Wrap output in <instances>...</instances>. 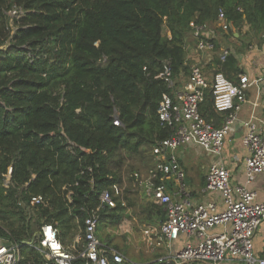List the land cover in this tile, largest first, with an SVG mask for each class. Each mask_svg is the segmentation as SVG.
<instances>
[{
	"label": "trees",
	"instance_id": "trees-1",
	"mask_svg": "<svg viewBox=\"0 0 264 264\" xmlns=\"http://www.w3.org/2000/svg\"><path fill=\"white\" fill-rule=\"evenodd\" d=\"M14 4L25 14L11 25ZM221 9L238 32L245 23L264 32V0H0V239L18 243L17 264H44L28 242L37 243L46 223L71 245L100 207L102 191L115 183L122 190L125 156L147 146L148 167L131 175L134 186L142 183L154 165L153 146L172 133L159 119L161 101L181 74L189 77L186 38ZM215 42V71L239 83L238 58L229 53L221 60ZM165 60L173 86L158 77ZM200 111L216 126L224 123L211 93ZM123 191L116 207L100 208L98 232L126 216ZM33 195L45 204L30 206ZM110 264L175 263L126 257Z\"/></svg>",
	"mask_w": 264,
	"mask_h": 264
},
{
	"label": "built area",
	"instance_id": "built-area-1",
	"mask_svg": "<svg viewBox=\"0 0 264 264\" xmlns=\"http://www.w3.org/2000/svg\"><path fill=\"white\" fill-rule=\"evenodd\" d=\"M10 23L25 14V10L14 4L8 11ZM215 29L220 33L237 31L232 20L221 9L215 20ZM250 28L248 23H245ZM247 27V28H248ZM207 24L194 25L193 35L197 48L203 53H213L216 42L206 32ZM236 29V30H235ZM264 37V32L261 34ZM1 45L0 48H4ZM229 55V49L222 48L221 60ZM158 77L174 85L171 63L165 60ZM264 85V64L262 70ZM249 77L239 74V83L231 81L223 72L215 71L211 76L199 64L190 66L187 83L182 89L177 87L172 94H165L158 109L163 125L169 126L172 133L153 146L154 165L141 185L148 196L158 201L165 210L163 224L154 229L158 236L153 246L168 247V253L157 260L187 264H264V245L260 254L255 252V236L264 221V200L258 199L256 190L249 188L253 176L264 172V130L255 122L242 121L245 132L242 141L246 146V183L232 179L230 168L221 160L212 161L207 170L204 191L220 194V202L208 200L193 202L185 188V172L180 164V149L186 144H195L212 156L220 157L225 142L238 133V112L247 100ZM208 93L212 94L215 109L224 114V123L216 126L207 120L200 111ZM118 118L115 124H119ZM12 167L5 174L4 185L9 186ZM139 176L138 173H135ZM122 195L120 185L113 184L100 195L101 205L84 220L82 235L66 246L59 238L58 229L51 223L44 224L37 236V243L28 242L39 249L45 257L44 264H110L117 263L126 256L118 249L106 245L98 233L101 207H116L115 197ZM125 202L123 201L122 204ZM20 204H23L20 202ZM45 204L42 195L30 197V206ZM221 207L222 209H219ZM222 230L216 231L217 227ZM182 234L187 235L183 246L175 252L171 243ZM20 260L18 243L0 239V264H17Z\"/></svg>",
	"mask_w": 264,
	"mask_h": 264
},
{
	"label": "crops",
	"instance_id": "crops-1",
	"mask_svg": "<svg viewBox=\"0 0 264 264\" xmlns=\"http://www.w3.org/2000/svg\"><path fill=\"white\" fill-rule=\"evenodd\" d=\"M215 24H216L215 21L211 24H207L208 29L206 30V32L209 33L211 37L218 40L221 48L220 53L222 48H227L229 49V53L235 54L236 51L233 48H239V46H243V45L245 46L246 48L245 51H243L239 55V57L236 54L235 55L238 58L239 66L241 68V72L239 74L248 75L249 85L247 87V92H246L247 100L243 104L242 109L238 112V118H239L238 133L233 135L230 139L229 138L227 139V141L225 142L223 153L221 154L220 157L212 156L201 147L191 143L186 144L179 151L180 164L185 172V179H184L185 188L187 193L190 195V198L195 203L205 202L208 200H216L217 202H220V194L219 192L204 191L203 189L206 181V174L208 167L205 173L203 174L202 181L200 180L201 178L199 176H198L199 180H197L196 177H194L193 179L190 178V176H188V172L186 171L185 167H188V165L192 164L203 171L207 164H210L212 161L221 160L230 168L232 172V179L234 182L246 183L247 150H246V146L242 141V134L245 132L242 125V121L255 122L260 130L262 131L264 130V85L262 81V70L264 64V39H262V42L258 43L259 40H256L255 37L251 36L252 38H250L247 35L248 38H246L245 31L250 30V28L247 25H243L241 27L240 32H238V30L235 31L234 37L232 36L225 37L223 35L224 33L217 32V30L215 29L216 26ZM251 40H253L254 42L249 43V45L247 46L246 42H249ZM186 63L189 67L194 64L201 65L203 68H205L206 73L210 76L214 73L216 69L213 53L212 54L203 53L198 50L197 41L193 35V32H190L186 38ZM239 74L237 76L238 81H239ZM187 80H188V75L181 74L178 77L177 88L182 89L187 83ZM201 156H204L205 158V161L202 164L199 162ZM182 161L185 167L182 164ZM139 186L142 188L144 195L152 199L150 196H148L144 186L141 184ZM248 186L249 188L257 191L259 200H264V172L256 173L253 176L252 181L251 183H249ZM121 187H122L121 191H123L125 189L124 182L121 184ZM198 187H201L200 195L192 196L190 194L191 193L190 188L192 190L195 189L198 190ZM209 193L215 194L216 196L214 198H209L208 197ZM218 208L222 209L221 207ZM162 217L165 218V210H162ZM157 223L159 224V221ZM215 230L216 231L222 230V227L221 226L217 227ZM79 236L80 235H77L76 240L79 239ZM257 238L259 239V242H257ZM186 240H187V235L182 234L177 240L171 243L170 246L171 251L172 252L178 251L186 242ZM263 245H264V221L255 236V252L260 254ZM154 249H157V251L161 250L162 252H164L162 254L168 253V247L166 245L155 246ZM128 258L135 263H145V262L157 260V258L155 259L153 258L151 260L149 259L136 260L131 257ZM187 264H204V263L191 262ZM223 264H231V263L227 261L224 262Z\"/></svg>",
	"mask_w": 264,
	"mask_h": 264
},
{
	"label": "rangeland",
	"instance_id": "rangeland-1",
	"mask_svg": "<svg viewBox=\"0 0 264 264\" xmlns=\"http://www.w3.org/2000/svg\"><path fill=\"white\" fill-rule=\"evenodd\" d=\"M247 35L250 38L255 37L256 40H259L258 43L262 42V39H264V37H262L261 34L255 30H246V38H248ZM253 42V40L246 42V45L248 46L249 43ZM233 49H235V54L239 57V55L245 51L246 48L243 45L239 46V48ZM219 71L225 74L223 70ZM212 122L215 124L216 120H212ZM150 156L151 149L147 146L143 147L138 154L125 156L124 163L121 164V170L124 177V195L127 199L126 216L117 224L108 223L107 225H103L98 232L102 241L106 245L110 247L112 246L120 250L126 257H131L136 260L155 259L164 253L161 250L157 251V249H154L155 246L151 245L158 236L155 232H153V230L159 228L165 220L164 218L161 221L162 210H164L163 206L158 201L145 196L139 185L134 186L131 176L134 171L144 170L148 167L151 159ZM204 161V156H201L199 162L202 164ZM207 165L203 171L192 164L188 165V167H185L184 165V167L190 178L193 179L196 177V179L199 180L200 177V180L202 181L203 174L208 167ZM200 188L201 187H198V190H192L190 188V194L192 196L200 195ZM215 196V194L210 193L208 195L209 198H214ZM27 213H29V216L33 215L34 222L36 220V215L35 212H33V209ZM158 221L159 224L157 223ZM257 242H259L258 238Z\"/></svg>",
	"mask_w": 264,
	"mask_h": 264
}]
</instances>
